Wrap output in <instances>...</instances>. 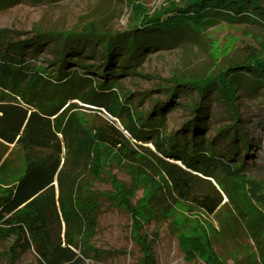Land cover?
Returning <instances> with one entry per match:
<instances>
[{"label": "trees", "instance_id": "obj_1", "mask_svg": "<svg viewBox=\"0 0 264 264\" xmlns=\"http://www.w3.org/2000/svg\"><path fill=\"white\" fill-rule=\"evenodd\" d=\"M16 1L0 0V6ZM248 18L264 23L260 0H188L181 11L143 12L137 34L107 35L88 25L81 33L39 31L22 38V32L0 27V141L12 146L0 163V180L14 179L0 193V260L13 263L33 250L31 264L102 261L107 252L93 239L108 203L130 212L139 229L136 264H157L158 233L142 228L167 220L184 204L209 215L222 205L232 207L264 264V185L239 153L240 144L247 151L251 147L248 134L239 124L219 126L206 142L204 131L210 125V95L234 107L241 85L264 86V55L250 52L242 63L214 74L172 75L160 88L167 101L150 113L135 110L130 93L118 84L139 51L169 43L190 31L193 21ZM43 50L51 56L39 62L36 56ZM96 55L101 56L98 64L88 63ZM194 92L198 100L175 99ZM74 99L103 107L108 115L99 111L91 120L82 119ZM176 105L192 114L180 130L170 131L162 112ZM149 140L154 147L145 145ZM223 142L225 147L219 146ZM113 167L126 172L130 182ZM141 188L146 194L136 205L133 198ZM207 264L223 263L213 259Z\"/></svg>", "mask_w": 264, "mask_h": 264}, {"label": "rangeland", "instance_id": "obj_2", "mask_svg": "<svg viewBox=\"0 0 264 264\" xmlns=\"http://www.w3.org/2000/svg\"><path fill=\"white\" fill-rule=\"evenodd\" d=\"M186 1L188 0H17L0 6V27L22 32V38L34 37L39 31L57 33L77 30V33H81L88 25L107 35L116 32L137 34L143 28L137 22L141 13L155 14L174 7L181 11ZM260 1L264 5V0ZM195 22L190 26V31L175 36L169 43L161 42L152 50L139 51L134 64L120 76L118 84L125 93H130L135 110L150 113L155 104L167 101L168 97L160 88L167 84L166 79L172 75L197 77L214 74L230 63H242V59L250 52L264 55V23L251 21L249 18L233 22L218 19L203 25ZM50 56L48 51L43 50L36 59L40 62ZM100 58L101 56L96 55L87 61L98 64ZM116 65L119 63L116 62ZM253 88L252 85H241L234 107L215 98L213 94L210 95L212 101L206 118L210 125L204 130L205 141L215 137V127L242 125L251 147L247 151L245 145L240 144V159L246 156L252 163V174L259 176V184L264 185V124L258 123L264 121V86ZM177 97L186 101L198 100L195 92L178 95L175 97L176 101ZM73 101L79 104L80 107L76 110L82 119L86 117L91 120L92 115L99 111L108 115L103 107L89 105L78 99ZM170 107L162 112L167 117L162 122L163 126L170 131L180 130L182 123L190 118L191 110L178 105L174 109ZM113 118L123 128L120 120ZM145 145L154 147L151 140ZM219 146L225 147V143H220ZM11 149L12 146L0 141V163ZM248 152L253 156H248ZM177 162L180 163L178 160ZM113 169L121 180L130 182L126 172L117 167ZM13 182L14 179L9 183L0 180V193L11 187ZM213 182L215 183L214 179ZM101 187L111 188L109 183H101ZM145 194L146 189L141 188L133 202L137 205V201ZM144 227L142 230L150 235L158 233L159 239L154 246L157 264H207L213 259L223 264H262L255 241L239 221L236 210L230 206L222 205L214 214L209 215L201 209L180 204L167 220H154ZM138 230L134 228L130 212L106 203L102 208L93 242L107 253L100 262L85 260L81 264H136L141 255V247L136 242ZM7 246L8 243L5 242L4 247ZM34 260L35 254L30 250L13 263L2 257L0 264H31Z\"/></svg>", "mask_w": 264, "mask_h": 264}]
</instances>
